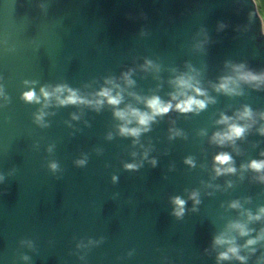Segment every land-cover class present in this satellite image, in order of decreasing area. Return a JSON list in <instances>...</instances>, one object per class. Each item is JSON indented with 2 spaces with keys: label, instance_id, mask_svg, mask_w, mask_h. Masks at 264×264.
<instances>
[{
  "label": "water",
  "instance_id": "obj_1",
  "mask_svg": "<svg viewBox=\"0 0 264 264\" xmlns=\"http://www.w3.org/2000/svg\"><path fill=\"white\" fill-rule=\"evenodd\" d=\"M146 60L155 67L144 70ZM237 64L264 72L255 0H0V264H218L224 247L214 237L264 207L257 179L264 173L241 169L264 159L257 131L264 85L241 83V94L231 96L211 87ZM189 68L214 103L170 110L135 142L118 134L107 104L52 103L41 126L35 114L43 101L22 99L29 88L39 94L58 84L91 98L113 79L124 88L117 107L147 111L128 93L167 101L169 81ZM129 71L134 84L125 87ZM244 106L253 126L234 144L211 143L224 127L215 123L220 114ZM220 152L231 156L235 173L215 175ZM175 197L184 201L179 217ZM233 201L239 209L229 207ZM247 226L249 236L231 233L237 245L254 238L264 218ZM251 247L239 253L244 264H260L264 240Z\"/></svg>",
  "mask_w": 264,
  "mask_h": 264
},
{
  "label": "clouds",
  "instance_id": "obj_2",
  "mask_svg": "<svg viewBox=\"0 0 264 264\" xmlns=\"http://www.w3.org/2000/svg\"><path fill=\"white\" fill-rule=\"evenodd\" d=\"M264 3V0H261ZM260 19L262 22V30H264V10L260 13ZM155 66L151 61H145L143 66L144 70L154 68ZM230 75L221 76L218 82L212 84L211 87L218 93L225 95H240V84H248L253 87H260L264 85V72L254 73L251 70L246 69L245 65L237 64L230 65ZM131 71L122 73V80L125 87H130L134 84V81L130 79ZM198 74H194V70L189 68L188 72L180 73L169 81L173 87V91L170 92L169 99L167 101L161 100L159 96L152 95L149 97H141L134 93H128L132 96L137 103H143L147 111H141L131 105H125L124 108L117 107L123 102L124 88L119 83H116L113 79H106L104 87H101L98 91L91 94V98L85 97L80 94L79 90L72 89L65 84H58L55 86H41L39 88V94L29 88L28 91L22 93V99L26 102L41 104V109L35 114V122L41 126H46L43 121L44 117L48 115L44 109L52 106V103L57 106L64 105H86L94 110H99L103 105L107 104L113 107V116L116 120L120 121L117 125V132L121 136L132 137L135 142L141 133L149 131L151 123L159 116L167 114L170 110L177 111L181 114L189 112H199L210 104L214 103V100L207 95L206 89L202 88ZM26 85L28 81L24 82ZM34 84L35 82H31ZM202 97V98H201ZM259 119L264 121V113H259ZM75 115L72 119H77ZM256 122L253 112L244 106L240 111L236 112L233 116H227L223 113L220 114L219 119L216 120V124L223 125V129L214 132L210 137V142L223 146L224 144H234L237 139H240L244 134L253 126ZM135 125V126H130ZM257 131L260 135H264V124H262ZM173 135H179L178 132H173ZM109 138H111L109 136ZM133 155H135L133 153ZM261 155H264L262 153ZM143 156H147V151L143 153ZM84 161H77V164H83ZM155 163V161H151ZM185 163L192 165V160L187 159ZM213 172L216 176L223 174L235 173L236 169L232 166V158L226 152L217 153L213 157ZM52 169L57 166L55 163L50 165ZM138 167L137 164H126L125 168L134 169ZM250 169L256 173H264V159L259 161H250L247 165H241V169ZM115 179V177H113ZM257 179L264 183V174L258 175ZM198 193L192 192L189 196L194 203H199ZM174 204V214L179 217L183 213L184 201L179 197H175L172 200ZM232 209H239L240 204L237 201H233L229 204ZM243 215L246 217L244 221L236 220L230 222L224 232L215 236L213 239V245L215 247L223 246L224 250L217 255V261H225L235 259L244 264L246 257L240 255L242 249H249L250 252H254L255 249L251 246L257 244L259 241L264 240V228L254 238L247 239L243 245H237L235 237L231 233H236L240 237L249 236L253 229L247 225L252 221H260L264 218V207L257 210L255 214L245 211ZM26 259V258H25ZM260 264H264V260L260 261Z\"/></svg>",
  "mask_w": 264,
  "mask_h": 264
},
{
  "label": "crops",
  "instance_id": "obj_3",
  "mask_svg": "<svg viewBox=\"0 0 264 264\" xmlns=\"http://www.w3.org/2000/svg\"><path fill=\"white\" fill-rule=\"evenodd\" d=\"M257 11L260 15L261 11L264 10V3H261V0H255Z\"/></svg>",
  "mask_w": 264,
  "mask_h": 264
}]
</instances>
